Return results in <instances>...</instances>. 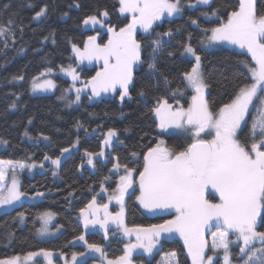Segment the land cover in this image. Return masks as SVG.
Masks as SVG:
<instances>
[{
    "label": "snow or ice",
    "instance_id": "obj_1",
    "mask_svg": "<svg viewBox=\"0 0 264 264\" xmlns=\"http://www.w3.org/2000/svg\"><path fill=\"white\" fill-rule=\"evenodd\" d=\"M117 12L121 15L128 14L131 20L123 27L117 29L109 26L105 21L110 17L107 9L98 10L96 14L88 15L83 19L84 26H99L110 33L106 43H98L97 36H88L83 48L72 43L71 49L75 57L81 63L93 60L102 61L101 70L89 81L83 82V88H77L75 82L80 80L79 74L71 66L60 67V71L71 76L73 84L65 89V93L75 91V99L68 101V106L79 103L81 93L84 89L91 92L89 99L99 97L102 93L115 92L119 87L120 101L125 98L132 99L130 85L134 79V69L139 70L144 63L141 52L144 47L149 48L150 62L147 67L156 75L159 69L156 64V57L163 47L164 37H172L173 30L169 29L164 33H156L154 40H148L142 44L136 39V30L139 27L144 33L154 31V25L161 21L165 15L172 17L182 15L185 7L195 9L201 6H211L212 0H118ZM32 5L29 4V7ZM79 7L77 3L75 5ZM7 8L8 5H5ZM48 5L45 4L32 17L34 21L46 18ZM67 15V13H63ZM201 16L209 19L219 18V9H212L210 12H202ZM191 24L199 27L197 19L189 18ZM19 31L23 32V25H19ZM16 28L14 20L9 18L7 23H0V38L4 40V47L8 46L9 40L15 41ZM204 38L198 41L201 47L213 45L220 42H228L246 49L251 54V60L255 66H251L247 60L239 61L249 72L250 83H243L236 86L233 98L230 102L212 110L205 92L209 84L205 80L202 70V58L197 53L196 47L192 45V34L189 33L183 42V53L194 59L195 63L189 71L181 74V79L186 82L185 87L195 92L191 97V103L187 108L176 101L175 107L168 102L167 98L159 97L151 112L158 119V127L162 130L171 128L183 129L189 134L191 143L183 150L170 149L159 141L154 147L148 148L143 156V170L139 176V196L136 199L143 208L150 212H163L169 209L175 210V217L165 220L161 224H153L149 227H131L124 223V196L134 183L133 175L135 168H129L127 164H120L119 158L109 151L106 155L105 149H112L113 142L122 143L119 140L118 130L109 129L103 134L102 146L99 152L85 151L87 163L95 167L94 157L102 159H113V169L119 172L121 169L124 175L119 177V183L113 194L109 196V202L113 199L120 205V211L115 214L108 212V204L97 205L95 197L81 212L84 215V226L99 225L107 237L109 222L116 225L118 231L124 237L131 238L135 234V243L125 245L124 255L115 260H107V264H132L131 255L136 249H142L144 253L151 256L153 250L160 243L162 237H171L179 234L183 238L188 254L192 258V264H213L214 257L220 250H223L224 264H233L230 252V244L241 243L237 259L242 264H264V231H258V227H264V10L257 9V0H239L238 7L228 14L226 21L216 27L202 28ZM210 33V35H209ZM55 33H49L52 42L55 43ZM49 37H44L45 40ZM168 52V56H172ZM54 69L46 68L39 76L31 80V90L48 91L54 89L56 84L51 79H43L50 75ZM13 81H23V75H14ZM166 85L170 84L167 76H164ZM144 96L143 89L138 93ZM173 97L182 95V90L177 88L170 93ZM66 98L65 96L61 97ZM9 107L16 108L12 102ZM250 109L253 110L250 127L246 117ZM31 123V120H29ZM77 128L81 125L77 123ZM248 127L247 134L244 128ZM202 134H210L211 139H203ZM24 135L32 139L28 131ZM44 140L49 137L41 133ZM37 137V139L41 138ZM8 142L0 138V144ZM76 143L71 147H76ZM71 148L61 149L60 155L52 158L44 156L45 161L59 168L61 158L69 153ZM133 157L137 154L132 153ZM7 166V167H6ZM40 167L43 162L37 164H25L23 162H12L0 160V210L12 208L20 201L25 194L19 190L17 170L28 168L29 170ZM83 167V165H81ZM11 170L10 183L9 172ZM53 171V175H56ZM108 178L106 177L105 180ZM212 188L219 193V203H212L205 197L206 191ZM106 191V189H102ZM44 193L37 192L36 196L41 197ZM103 209V219L99 213ZM92 212L95 219L89 220L87 213ZM55 214L44 212L40 214L43 221L42 227L38 230L40 235L49 234L48 225ZM17 219L23 223L24 214H18ZM216 227L218 231L212 232L211 246L205 238V230ZM59 231V229H57ZM235 236L229 240V234ZM14 233H10V236ZM83 241V235L78 237ZM85 243H87L85 241ZM259 245V246H257ZM91 252L100 253L106 259L102 247L98 244H87ZM210 248L212 255L206 256ZM54 252L40 249L29 252L27 260L43 256L47 258V264H52ZM63 255V253H60ZM85 256V253H73L72 264H77V257ZM0 264H23L20 257H12L0 260ZM81 264L85 262L81 261ZM162 264H179L176 251L165 254Z\"/></svg>",
    "mask_w": 264,
    "mask_h": 264
},
{
    "label": "trees",
    "instance_id": "obj_2",
    "mask_svg": "<svg viewBox=\"0 0 264 264\" xmlns=\"http://www.w3.org/2000/svg\"><path fill=\"white\" fill-rule=\"evenodd\" d=\"M77 3L79 7L75 6ZM238 3L239 0H212L211 6L185 7L182 16L157 24L151 35L138 34L137 40L145 44L148 40H154L156 33L173 30L172 37L163 38V47L156 57L159 73L153 75L149 71L147 65L151 50L144 47L141 55L144 63L139 70H135L130 87L132 99L126 98L121 102L119 94H116L90 101V95H84L81 105L71 108L61 98L63 86H69V80L56 76L58 85L55 92L49 94H33L31 80L46 68L59 70L61 66L76 64L71 44L82 47L88 36L98 31L84 27L82 21L88 15L107 9L110 17L106 22L117 28L122 27L127 20L117 12L120 6L118 0H0V23L6 24L11 18L17 26L16 39L14 42L9 40L6 48L3 38H0V138L8 142L0 144V160L42 162L45 155L55 158L60 155L61 149L72 146L79 139V150L62 160L58 169L49 162L43 172L22 175L21 190L25 195L36 196L37 192L44 195L34 201L18 202L0 213V260L40 249L62 252L68 256L85 250L81 245L72 244L85 232L79 213L92 200L106 177L110 178L107 184L110 190L118 184V172L113 169L115 160L98 159L95 171L86 165L85 151L99 152L103 134L109 129H117L122 141L113 144L112 155L119 158L120 164H127L129 168L139 171L143 169V156L147 149L153 147L161 136H164L170 149L178 151L191 143L188 134H161L151 112L159 97L167 98L171 104L178 100L186 107L191 103L193 93L181 79V74L189 71L194 64V60L182 54V44L189 33L192 34V45L202 58V70L209 84L207 100L213 111L230 102L237 85L251 82L246 79L249 72L239 63L247 60L254 66L246 50L227 43L211 48L201 47L198 43L205 35L201 29L216 27L226 21ZM29 4L32 6L29 7ZM45 4L48 5L46 18L34 21L32 17L35 12ZM212 9H219V18L211 17L209 20L200 15ZM257 9L264 10V0H257ZM190 17L198 20L199 27L191 24ZM19 25H23V32L19 31ZM51 32L55 33V43L49 37ZM44 37L49 39L45 40ZM106 38L107 34L104 33L102 40ZM168 52L173 55L168 56ZM80 69H83L86 78L95 72V68ZM14 75H23L24 80L13 81ZM164 76L171 81L170 84H165ZM177 88L182 90V95L173 97L170 93ZM141 89L146 93L144 96L138 94ZM12 102L16 103L15 109L9 107ZM252 114L253 110L247 118L248 127ZM77 123L81 125L80 128L76 127ZM248 127L244 128L245 134ZM25 130L32 139L24 135ZM41 133L49 140L45 141ZM132 153L139 157H133ZM56 170L57 174L53 175ZM127 205L129 225L161 224L171 216L146 214L134 197L129 199ZM44 212L54 213L56 223L62 227L57 237L38 238L40 224L37 218ZM20 213L24 214L23 223L17 219ZM258 230L264 231V227H258ZM10 233L14 235L10 236ZM87 242L100 245L109 258H117L124 252L123 242L117 238L109 239L101 231H90ZM170 251L177 252L179 264H192L186 248L177 237L164 239L156 258L160 253ZM96 260L89 258L85 264H94Z\"/></svg>",
    "mask_w": 264,
    "mask_h": 264
},
{
    "label": "rangeland",
    "instance_id": "obj_3",
    "mask_svg": "<svg viewBox=\"0 0 264 264\" xmlns=\"http://www.w3.org/2000/svg\"><path fill=\"white\" fill-rule=\"evenodd\" d=\"M182 15H183V14H182ZM182 15H174V16H172V17H168L167 15H165V17H163V18L161 19V21L157 22V24L161 23V22L164 21V20H167V19H173V18H175V17H180V16H182ZM122 17L125 18V19L127 20V22L123 25V26H125L127 23L130 22V20H131V16L128 15V14H123ZM105 23H106L107 25H109V26H112V25H110L109 23H107L106 21H105ZM123 26H122V27H123ZM155 26H156V25H154L153 27H155ZM84 27H85V28H94V29H98V31H96V32H94L93 34L90 35V36L96 35V36H97V42H98V43H101V44L106 43L107 40L109 39L110 33H108L105 29L100 28L99 26H96V27H92V26H84ZM116 28H117V27H116ZM117 29H119V28H117ZM104 33L107 34V38H106L105 40H102V36H103ZM152 33H153L152 30H150V33H144L143 30L140 29V28L138 27L137 30H136V39H137L138 34H142V35H144V36H148V35H151ZM86 41H87V40H86ZM223 43L230 44V43H228V42H220V43H216V44H213V45H210V46H209V45H205V46H203V47H204V48H211L212 46H215V45H218V44H223ZM231 45H233V44H231ZM234 46H237V45H234ZM79 47H81V46H79ZM237 47H238V46H237ZM81 48H83V46H82ZM244 50H246V49H244ZM249 54H250V53H249ZM72 55H73V58H74L75 61H76V64H75V63H72V64H70V65L65 66V68L71 66L72 68H75V69H76V72H77V73L79 74V76H80V80L75 82V86H76L77 88H83V87H84L83 82L89 81V80L91 79V77L95 76L96 72H98V71L101 70L102 61L93 60L92 62H88V61L86 60V61H84L83 63H81V62L79 61V59H78L77 57H75V55H74L73 52H72ZM141 55H142V52H141ZM184 55H185V57H188V58L194 60L193 58H191V57L188 56L187 54H184ZM250 55H251V54H250ZM253 62H254V66H255V61H253ZM194 63H195V61H194ZM254 66H253V67H254ZM85 67L90 68V69L95 68L94 75L91 76V77H89V78L84 77V76H83V69H80V68H85ZM134 72H135V69H134ZM56 76H61L62 78H65V79H67V80L70 81L69 86H63V91H62V96H65V97H66V98H64L63 100L66 102V105L68 106V101H69V100H74V99H75V91H74V90H73L72 92L65 93V89L70 88L71 85L73 84V81H72V79H71V76L66 75L64 72H61L60 69H59V70H54L50 75H48V76H46V77H41V80H43V79H51V80H53V81L55 82L56 87H57L58 82H57V80H56V78H55ZM132 84H133V83H132ZM131 86H132V85H130V87H131ZM56 87H55L54 89H51V90H48V91L38 90V91H36V92H33V91H32V93H33V94H49V93H53V92H55ZM189 89H190V88H189ZM129 90H130V88H129ZM190 90L192 91L193 95H195V92H194L192 89H190ZM120 91H121V89H119V87H118V88L116 89L115 92L102 93L99 97L91 98L90 101H94V100H98V99H103V98H108V97H114V96H116V94H119ZM207 94H208V89H206V92H205L206 99H207ZM84 95H90V96H91V92H90V90H88V89H84V91H82V93H81V98H80L79 103L72 104L71 106H68V107H71V108H73V107H79V106L81 105V103H82V99H83V96H84ZM193 95H192V96H193ZM118 97H119V96H118ZM119 99H120V98H119ZM125 99H126V98H125ZM190 102H191V101H190ZM179 103H180L181 105L184 106V104H183L182 102H179ZM170 104H171V103H170ZM172 105L175 107L176 103H173ZM184 107L187 108L186 106H184ZM251 110H252V109H250V111H251ZM250 111H249V113H250ZM248 115H249V114H248ZM247 118H248V116L246 117V121H247ZM155 119H156L157 124H158V119H157L156 117H155ZM158 130H159V132H160L161 134H163V135H170V134H188V133H186L183 129H179V128H171V129H168V130H162V129H160V128L158 127ZM118 135H119V132H118ZM188 135H189V134H188ZM202 138H203V139H211V135H210V134H202ZM161 140L164 141V145H163V146L168 147L167 144H166V142H165V138H164V136H161V137L158 139L157 143H158L159 141H161ZM45 141H48V140H45ZM114 143H115V140H114L113 144H114ZM157 143H156V144H157ZM156 144H155V145H156ZM155 145H154V146H155ZM154 146H153V147H154ZM69 148H71V151H70L69 153H65L64 156L61 158V161L64 160V159H65L68 155H70L73 151H77V150H79V143H78V145H77L76 147L73 148V147L70 146ZM168 148H169V147H168ZM109 151H111V149H107V148L105 149L106 155H107V153H108ZM145 154H146V153H145ZM135 157L138 158L139 155H136ZM98 159H102V158L94 157V159H93V162H94V164H95V167H92L91 165H89V164L87 163V161H86V165H87L92 171H95V170H96V167H97V162H96V161H97ZM103 160H105V159H103ZM3 161H6V160H3ZM12 162H19V161H12ZM42 162H43V164H44V167H43V168L36 167V168L31 169V170H29L28 168H25V169H23V170H19V169L17 170V179H18V181H19V190H20L21 192H22V190H21V185H22V175H23L24 173H28L29 175H33V174L36 173V172H43V171H45L46 163H49L50 161H45V160H43ZM23 163H25V162H23ZM32 163H37V164H39V163H41V162H33V161H32V162H28V163H25V164H32ZM6 167H7V166H6ZM7 170H8V172H9V181H8V183H10L11 170H10V169H7ZM136 170H137V169H136ZM142 170H143V169H142ZM142 170H141V171H142ZM56 172H57V170H56ZM139 172H140V171L137 170V171H136V174L133 175V181H134V183H133L132 187H131L130 189H128V192H127L126 194L131 193V192H134V193H133V194H134L133 196H134L135 201H136L137 204L143 209V211H144L146 214H148V215H153V216H154V215H168V214H169V215H171V216L168 217L166 220L173 219V218L175 217V215H176L174 209H169V210H166V211H163V212H150L149 210L143 208V206H142V205L139 203V201L136 199V197L139 196V194H140V192H139V184H138V181H139L138 173H139ZM121 175H124V171H123V169H121V170L118 172V178H117L118 183H119V177H120ZM109 182H110V178H108L105 182H103L102 185H101V187L98 189V191L96 192V194L93 196V198L95 197V200H96L97 205H100V204H108V212H109V213H112V214H115L116 212L120 211V205H112L111 202H109V196H110L111 194H113V192H114V190L117 188V186H116L114 189H111V190H110V189L108 188V185H107ZM117 185H118V184H117ZM102 189H106V191H103ZM41 197H42V196H41ZM205 197H206V199H208V200H209L210 202H212V203H219V193L216 192V191H215L214 189H212V188H209V189L206 191V193H205ZM38 198H39V197H37V196L24 195V196L21 197L20 201H18V202H21V201H34V200H36V199H38ZM93 198H92V199H93ZM113 200H114V199H113ZM91 201H92V200H91ZM91 201H90V202H91ZM18 202H17V203H18ZM90 202H89V203H90ZM89 203H88V204H89ZM86 207H87V206H86ZM86 207H85V208H86ZM85 208H83V209H85ZM6 210H8V208L0 210V213L4 212V211H6ZM127 212H128V205H127V202H126V203L124 204V223H125L129 228H131V227H136V226L145 227V228H146V227H149V226H142V225H129V224L127 223ZM84 215H85V213H82V212L80 211V213H79V219H80V221H81V223H82L83 225H84ZM87 216H88V219H89V220H93V219L96 218V216H94V215L92 214V212L87 213ZM39 217H40V215H39L38 218H37V219H38V222H39V224H40L38 230H39V229L42 227V225H43V221H42ZM99 217H100V219H103V209L100 210ZM84 228H85V226H84ZM48 229H49V234H46V235H40L39 232H38V230H37V236H38V238H40V239H51V238L57 237V236L62 232V227L56 223V216H54V219H52L51 222L49 223V225H48ZM57 229H59V231H57ZM218 230H219V229H217L216 227H212L210 230H209V229H206V230H205V238L208 240V242H209V246H211V240H212L211 233H212V232H215V231H218ZM257 230H258V228H257ZM90 231H101V232L104 233V230H103L99 225H95V226L89 225L87 228H85V232H84V234H83V236H84L85 239H84L83 241L79 240L78 238H76V239L73 240V242H72L73 245H81V246H83V247L85 248V250L82 251L81 253H85L86 255L83 256V257H80V256L78 255V257H77V264H80L81 261L85 262V261L88 260L89 258H95V259H97V260L94 262V264H107V260H115L116 258H109V257H107V255H106L105 253H104V254H105L106 259H104V258H102V257L100 256V253H97V252H91V251L88 249L87 244H89V243L87 242V234H88ZM258 231H259V230H258ZM104 234H105V233H104ZM172 236H173V237H177V238L180 240V242L184 245L183 238L180 237L178 233H177V234H173ZM172 236H171V237H172ZM107 237H108L109 239H110V238H113V239H116V238H117V239L119 240V242H123V244H124V251H125V245L128 244V243L130 242V239H131V242H132V243H135V242H136V241H135V234H133V236H132L130 239L127 238V237H124V236L122 235V233H121L120 231L117 230L116 225L112 224L111 222H109V227H108ZM171 237H162L161 240H160V243H159V244L157 245V247L153 250V253H152L151 256H148L146 253H144L142 249H136V250H134V251L132 252V255H131L132 264H162V259L165 257V254H166V253H160V254L158 255L157 258H156V256H157L158 252H159L160 249H161L162 241H163L164 239H166V238H171ZM234 239H235V236H234L232 233H230V234H229V240H234ZM85 241H86L87 243H85ZM240 246H241V243L230 244V252H231V255H232V258H233V264H242V262L239 261V260L237 259L238 255H239V248H240ZM257 246H259V245H257ZM184 247L186 248L185 245H184ZM102 250H103V248H102ZM186 250H187V248H186ZM34 252H35V251H34ZM53 252H54V255H53V257H52V264H72V259H71L72 254L68 256V255H66V254H64V253H63V255H60V253H62V252H56V251H53ZM103 252H104V251H103ZM167 253H168V252H167ZM187 253H188V252H187ZM76 254H79V253H76ZM26 255H27V254H25V255H19V256H18V257L21 258V261L23 262V264H47V258H45V257H43V256L35 257V258H33L32 260H27V259H26ZM122 255H124V252H123ZM122 255H121V256H122ZM188 255H189V254H188ZM207 255H212V252H211L210 248H209L208 251H206V256H207ZM138 256H140V258H138ZM15 257H17V256H15ZM119 257H120V256H119ZM189 257H190L191 262H192V258H191L190 255H189ZM2 260H5V259H2ZM213 264H224V262H223V250H220L219 252H217V254H216L215 257H214Z\"/></svg>",
    "mask_w": 264,
    "mask_h": 264
},
{
    "label": "flooded vegetation",
    "instance_id": "obj_4",
    "mask_svg": "<svg viewBox=\"0 0 264 264\" xmlns=\"http://www.w3.org/2000/svg\"><path fill=\"white\" fill-rule=\"evenodd\" d=\"M133 193H134V192H131V193L125 194L124 197H126V202H127V204H128L129 199L132 198V197H134V196H133V195H134Z\"/></svg>",
    "mask_w": 264,
    "mask_h": 264
},
{
    "label": "water",
    "instance_id": "obj_5",
    "mask_svg": "<svg viewBox=\"0 0 264 264\" xmlns=\"http://www.w3.org/2000/svg\"><path fill=\"white\" fill-rule=\"evenodd\" d=\"M125 203H126V197H124V204ZM111 204L112 205H119L115 199L111 201Z\"/></svg>",
    "mask_w": 264,
    "mask_h": 264
}]
</instances>
